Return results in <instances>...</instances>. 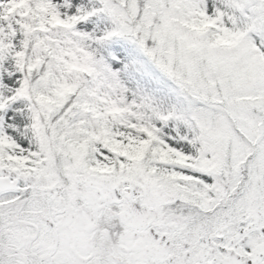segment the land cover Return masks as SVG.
Wrapping results in <instances>:
<instances>
[{
  "label": "snow or ice",
  "instance_id": "obj_1",
  "mask_svg": "<svg viewBox=\"0 0 264 264\" xmlns=\"http://www.w3.org/2000/svg\"><path fill=\"white\" fill-rule=\"evenodd\" d=\"M0 264H264V0H0Z\"/></svg>",
  "mask_w": 264,
  "mask_h": 264
}]
</instances>
